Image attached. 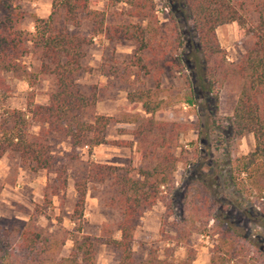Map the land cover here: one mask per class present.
Segmentation results:
<instances>
[{
  "label": "trees",
  "instance_id": "trees-1",
  "mask_svg": "<svg viewBox=\"0 0 264 264\" xmlns=\"http://www.w3.org/2000/svg\"><path fill=\"white\" fill-rule=\"evenodd\" d=\"M171 1L173 10L169 13L166 34L162 35L154 0H124L123 14L129 19L124 22H106L104 12L93 8L91 0H52L46 17L31 15L32 31L21 27L25 13L20 0H0V102L10 92L6 73L26 80L30 87L38 77L50 81L42 101H35L31 89L24 108H0V158L11 151L32 171L58 173L48 142L50 132L69 138L77 146L136 143L135 153L142 163L139 167L93 164L94 176L100 181L111 178L114 192L109 204L120 212V237H110L104 243L119 251L121 259L117 264H191L193 257L174 263L150 257L137 261L133 256L136 224L142 213L161 201L172 210L171 199L162 188L173 182L180 161L175 150L181 146V136L194 128L188 114L181 111L166 118L156 117L170 103L160 93L163 88L159 72L164 66L177 68L188 87L197 88L204 107L210 101L215 109L220 88L235 79L239 88L232 114L224 118V125L209 114L211 119L198 133V138L204 141V152L212 157L211 168L215 174L224 176L228 186L216 185V180L205 174L200 187H191L190 222L195 223L201 216L212 219L211 229L216 239L209 264H264V248L245 236L239 226L213 213L219 204L215 199L225 188L231 187L232 194L251 204L264 198V0ZM85 20L92 22L94 34L104 35L109 42H132L137 62L147 68L146 74L151 70L145 60L154 61V88L129 89L128 112L119 119L101 113L85 118L97 97L94 91L81 90L76 79L92 37L73 33L68 28L79 27ZM228 23L235 26L239 36L252 39L237 61L227 60L216 36V28ZM172 50L180 52L170 55ZM28 54H36L38 64H27L23 58ZM188 70L193 72L195 83L189 81ZM196 95V92L186 95L183 103L196 105ZM111 122L135 124L130 131L133 138L108 139L105 133ZM118 133H127V129L119 127ZM248 133L253 135L254 146L247 153H239L238 143ZM193 150L196 157L202 154L197 146ZM59 178L57 175L49 179L44 187L46 205L51 195L64 189V181L58 182ZM74 187L78 193L75 205L78 211L86 188L78 180ZM254 212L250 210V217L256 219ZM41 214L42 206L34 204L27 221H19L23 225L12 221L0 224V264H97L96 241L90 235L79 230L65 231L67 237L62 238L44 234L37 224ZM178 233L180 236L184 231ZM67 238L72 246L68 255L61 256L60 249Z\"/></svg>",
  "mask_w": 264,
  "mask_h": 264
},
{
  "label": "rangeland",
  "instance_id": "rangeland-1",
  "mask_svg": "<svg viewBox=\"0 0 264 264\" xmlns=\"http://www.w3.org/2000/svg\"><path fill=\"white\" fill-rule=\"evenodd\" d=\"M159 29L166 34L169 13L173 10L171 0H154ZM52 0H20L25 16L21 27L27 31L33 30L32 14L46 17L51 10ZM91 6L104 12L106 22H124L128 17L123 14L126 4L124 0H91ZM164 7L166 9H164ZM135 21V19H132ZM73 33H83L92 37L86 47V54L82 59V70L76 82L79 88L87 93L94 91L97 97L94 107L86 111V119L92 113L110 115L119 119L128 112L126 106L127 91L133 88H154L153 60H145L151 70L146 74L142 63H138L135 56L136 48L130 41L109 42L104 35L94 34L92 22L85 20L79 27H68ZM216 36L225 50L228 61H237L241 54L250 46L249 36H239L233 24H222L216 28ZM180 50H172L178 53ZM27 64H38L36 54H28L23 58ZM189 81L195 83L192 71H187ZM160 86L162 96L170 101L156 117L166 118L168 114L181 111L188 114V119L194 128L187 131L180 138L181 146L175 152L180 155L170 186L164 187L171 199L172 210L165 207L164 202H158L145 210L136 224V239L132 245L133 256L137 261L147 258L167 259L177 263L184 258L193 257L191 264H209L211 248L216 239L212 234V219L199 217L191 223L189 199L191 187H200L205 174L211 175L216 185L228 186L224 176L215 174L212 169V157L204 152V141L198 138L199 130L210 120L209 114L217 117V121L225 124V117L233 112L238 97V82L235 79L227 81L218 92V106L213 108L211 102L198 99L196 87H188L186 80L177 68L164 66L161 72ZM10 86L9 96L0 102L2 107L24 108L31 89L37 102L43 100L50 88L47 78L38 77L32 87L26 80L5 74ZM196 92V105L187 106L183 103L186 95ZM143 115L140 109H136ZM211 111V112H209ZM219 118V119H218ZM135 124L130 122H111L106 129L108 139L131 140L130 131ZM119 127L127 129V133H118ZM51 153L55 166L51 172L46 170L32 171L23 166L17 153L6 151L0 160V224L10 221L23 225L19 221H27L28 212L34 204L42 206V214L37 218V224L47 235L59 238L67 237L65 231L79 230L80 233L90 235L95 241V262L97 264H117L121 255L112 245L104 243L110 237L119 238L118 221L120 212L109 204L114 189L111 178L100 181L94 176L93 164L104 163L113 165L141 166L136 156V143L131 146H116L99 144L73 145L69 138L61 134H48ZM199 148L198 157L194 155V148ZM254 146L251 133L244 135L238 143L239 153H247ZM183 149V150H182ZM182 151V152H181ZM181 153V154H180ZM60 175L58 182L63 179L64 189L59 194L50 196V203H43V190L49 179ZM78 180L86 188L83 205L75 211L78 193L74 182ZM232 188H225L216 201L213 213L221 215L228 222L244 230L245 236L260 244L264 248V198L255 200L253 204L232 194ZM223 209V210H222ZM250 210H254L256 219L250 217ZM172 211V212H171ZM184 219V221H183ZM184 231V238L179 231ZM180 239V241H179ZM72 241L67 238L60 249V255H68ZM228 264V263H225ZM229 264H236L229 263Z\"/></svg>",
  "mask_w": 264,
  "mask_h": 264
},
{
  "label": "crops",
  "instance_id": "crops-1",
  "mask_svg": "<svg viewBox=\"0 0 264 264\" xmlns=\"http://www.w3.org/2000/svg\"><path fill=\"white\" fill-rule=\"evenodd\" d=\"M0 164H1V165H3V166H5V165L2 163V161H1V160H0Z\"/></svg>",
  "mask_w": 264,
  "mask_h": 264
},
{
  "label": "built area",
  "instance_id": "built-area-1",
  "mask_svg": "<svg viewBox=\"0 0 264 264\" xmlns=\"http://www.w3.org/2000/svg\"><path fill=\"white\" fill-rule=\"evenodd\" d=\"M164 9H166V8L164 7Z\"/></svg>",
  "mask_w": 264,
  "mask_h": 264
}]
</instances>
